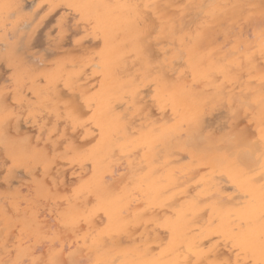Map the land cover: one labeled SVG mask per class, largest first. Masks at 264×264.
I'll use <instances>...</instances> for the list:
<instances>
[{
  "label": "rangeland",
  "instance_id": "374dc122",
  "mask_svg": "<svg viewBox=\"0 0 264 264\" xmlns=\"http://www.w3.org/2000/svg\"><path fill=\"white\" fill-rule=\"evenodd\" d=\"M88 2L91 4L86 6ZM151 2L169 0H0L14 6L12 16L0 10V92L6 86L11 88L7 105L10 123H5V104L0 101V260H47L51 254L98 264V254L105 251L117 257L121 254L118 251L130 249L145 236L165 242L166 229L147 219L172 216L171 206L147 205L142 194L148 177H158L166 169L180 190L172 205L195 198L204 187L198 180L201 177L211 180L216 189L211 193L219 195L208 198L211 193L206 194L202 199L205 203L225 205L226 201L243 199L222 173L208 167L210 160L216 167L223 164L216 157L227 149L221 132L229 135L223 117L210 113L213 91L204 85L186 89L183 80L176 84L191 99L194 112L192 119L184 121L172 111L163 86L154 100L155 88L135 79L139 72L134 43L137 28L133 10L119 6ZM257 2L260 4V0L202 3L259 5ZM256 8L244 10V15L254 14L258 19L260 9ZM238 12L240 15V8L228 7L220 19L236 18ZM249 31L258 32V28ZM220 37L223 42V35ZM254 42L258 47V40ZM102 55L107 58L105 63ZM69 100L80 103V119L75 125L64 107ZM85 100L92 102L91 110ZM205 109L207 115H203ZM166 111L168 119L163 117ZM198 118L203 119V137L192 136ZM254 119L258 122V113ZM168 125L174 127L170 137L181 135L180 144L168 148L151 144V135ZM209 133L213 135L209 137ZM207 140L224 146L205 149L204 145H194ZM10 155L22 167L5 182L3 174ZM107 211L113 212L115 224L108 220ZM201 215L206 220L207 212ZM65 219L76 221L75 228L64 227ZM38 233L47 234L43 244L37 241ZM214 236L204 237L202 247L215 246L220 259L232 257L230 247ZM52 242L58 247L52 248ZM156 245L151 244L155 247L151 252L158 251Z\"/></svg>",
  "mask_w": 264,
  "mask_h": 264
},
{
  "label": "snow or ice",
  "instance_id": "6c2138e0",
  "mask_svg": "<svg viewBox=\"0 0 264 264\" xmlns=\"http://www.w3.org/2000/svg\"><path fill=\"white\" fill-rule=\"evenodd\" d=\"M119 7L133 10L137 28L135 55L139 64L135 79L155 88L154 100L158 98L162 85L164 88L174 87L181 80L186 89H199L204 85L213 91L211 111L219 113L228 124L229 135L225 137L221 132V140L222 143L226 141L228 147L225 150L242 178L237 187L246 203L236 217L238 223H233L227 229L221 225L216 230V235L224 236L226 243L232 244L237 260L220 259L215 246L204 250L200 244L188 243L187 248L196 259L193 261L185 254L183 264H240L241 253L248 257L247 264H264V0H260L259 5L228 6L204 4L198 0H169L167 3L126 4ZM228 7L240 8V15L220 19ZM256 7L260 9L258 21L251 15H244L245 9ZM13 8L12 4L0 3V10L6 11L9 16L14 15ZM226 23L231 27L225 28ZM253 27H257L258 32L249 31ZM221 35L223 42L219 40ZM256 40L258 47L254 42ZM9 92L11 88L8 86L0 92V101L5 104V123H10L7 107ZM84 102L91 110L92 102ZM64 107L75 125L80 119L77 115L80 103L69 100ZM257 113L258 122L254 119ZM207 114L208 109H205L203 115ZM80 115L87 116V113ZM253 123L257 125L254 129L251 127ZM195 129L194 135L204 136V124L199 118L195 122ZM212 135L209 133V137ZM9 159L11 162L7 163V171L3 174L5 182L16 175L18 167H22L15 156L10 155ZM252 186L258 187L261 193L259 208L248 202ZM215 223V220H211L209 227ZM63 224L66 228H75L76 221L65 219ZM46 239L47 234H37L38 243L43 244ZM51 247L58 245L54 243ZM184 247L181 245L178 251H183ZM0 264L82 262L58 259L50 254L47 260L18 258L0 260Z\"/></svg>",
  "mask_w": 264,
  "mask_h": 264
},
{
  "label": "bare ground",
  "instance_id": "6f19581e",
  "mask_svg": "<svg viewBox=\"0 0 264 264\" xmlns=\"http://www.w3.org/2000/svg\"><path fill=\"white\" fill-rule=\"evenodd\" d=\"M250 1L251 0H249V2ZM253 1H256V0H253ZM212 2H213V0H212ZM247 3H248V1H247ZM90 4L91 3L88 2V3H86V6L90 5ZM245 10H247V9H245ZM254 10H255V8H254ZM234 14L235 13H233L232 15H234ZM238 16H239V12H238ZM253 16L255 18L254 14H253ZM257 16H259V14ZM257 16H256V18H257ZM224 18L228 19V16L227 17H223V19ZM256 20H259V17ZM7 36H8V34H7ZM220 39H221V37L219 38V40ZM129 55H131V53ZM101 60H102L103 63H105V61H107V58L105 56H103ZM31 62H32V60H31ZM147 88H144L143 91L145 89H147ZM59 91H58V93H59ZM146 91H149V90H146ZM146 91H144V94H145ZM162 92H164V94L166 95L167 100L170 101V104L172 106V111H174V113H177V116H178L179 120L187 121V120L192 119L194 117L193 109L190 107L191 106V104H190L191 99L188 100V97L184 94L181 86L175 85L174 87H169V88H164V86H163L162 87ZM145 95H148V94L146 93ZM142 97H144V95ZM146 100H148V99H146ZM146 100H145V102H147ZM139 102H140V100H139ZM148 106H150V105H148ZM119 107H121V105H119ZM150 109L151 108H149V110ZM151 111H153V110L151 109ZM164 113H163L164 114L163 117L167 118L166 117L167 111L164 112ZM210 113H211V115H212V113L214 114V112H210ZM150 114H152V113L150 112ZM208 117L210 118V116H207V118ZM202 118H204V117H202ZM204 120H205V118H204ZM221 126H222V124H221ZM173 131H174V127H172L171 125H168V126H165V127L161 128L157 133H154V134L151 135V137H150L151 144L152 143H156L154 145H162L164 147L166 146V148H168L170 146L176 147L177 145L180 144V139L179 138L181 137V135L177 134L176 136L174 135L173 137H170L168 133H171ZM190 136H191L190 134H186V137L190 138ZM192 136H194V134ZM89 141H88V143H89ZM187 142H189V141H187ZM194 145H204L203 148H205V149H206V147L207 148H215V147L218 148L219 147L221 149L224 146V144L216 145V143L211 141V140H207L204 144L203 143H195ZM164 147L161 148V149L163 150ZM200 147H202V146H200ZM225 147L227 148L228 145H226ZM57 148H58V146H57ZM174 153H177L178 155L180 154L177 151L174 152ZM181 154H183V153H181ZM183 157H185V155ZM216 157H217V159L219 161L223 162V164H221V167H216V165L214 163H210V161H211L210 160L209 162H207L209 169L212 170V171L217 169V171L222 173L221 176L224 175L234 185L235 189L241 195V197L243 198L241 201H238V202H233L232 201V202H230L231 200L226 199V198L223 197L224 200L225 199L229 200V201H226L227 204H225V205H221L220 203H218L216 201H211L209 203L208 202L205 203V201L202 200L205 197V195L206 194H210L212 188H213V191H215L216 189H215L213 183L211 182V180H208L205 177H201L198 180L203 183L204 187L194 195L195 198H191V199L189 198L188 200H185V201H183V202H181L179 204L172 205V201L174 200L173 199L174 196L177 193H179L180 190L177 189V185L176 184L178 182H176V178L173 176V174H171V171L169 169H166L165 172L162 175L160 174L158 177H153L152 179L150 177H148L147 183L145 184L144 192L142 194L143 199H144V201L146 202L147 205L163 206V205L167 204V205L171 206L170 213H171L172 216L167 217V218H160V220L157 219V218H150V217L147 219L152 224H159L160 226H162V227H164L166 229V231H167V239H166V241L162 243L160 241H157L155 236H153L151 238H148V237L145 236L140 243L134 244L130 249L125 250V251H121V252L118 251L121 254L118 255L117 257L116 256L106 255L105 251L100 253V254H98L97 257L95 258V262L98 263V264H112L113 261H115L116 264H183V261L185 259V254H187L193 261L196 259V257L193 256L191 254V252H189V250L187 248V244L188 243L200 244L202 246V239L204 237L212 236V235L213 236L215 235L214 237L217 236L218 238H220L221 240H223L226 243L224 236L216 235V230L220 229L221 225H223L224 228L227 229V228H230L233 223H238V221L236 220V217L239 216L240 211H241V206L243 204H245L246 201H245L242 193L240 192V189L237 187V185L240 183L242 178L237 174L236 170L234 169L233 164H232V159L229 158V156L227 154V151L222 152L219 156H216ZM198 162H199V164L204 163V162H201V161H198ZM201 168H203V167H199V169H201ZM194 170H196V168ZM197 170H198V167H197ZM256 170H257V172L259 171L258 165H256ZM180 172H181V175H183L184 171H180ZM193 176L194 175H192V177ZM218 176H217V178H218ZM224 176H223V178H224V180H226ZM121 177H122V175H121ZM177 177H180V176H177ZM214 177H215V175H214ZM220 178H222V177H220ZM45 181L47 182V180H45ZM189 187L190 186H188V189H190ZM188 189H186V191H188ZM213 195L215 196L217 194L211 193L209 195V197L213 196ZM218 196L219 195H217V197ZM221 198H222V196H221ZM221 198L219 199L220 201H222ZM260 199H261V193H260L259 188L256 187V186H252L250 188V196H249V201L248 202H250V204L252 206H254L256 208H259ZM223 202H225V201H223ZM86 203H87V200H86ZM57 205H58V203H57ZM153 211H154V209H153ZM203 211L207 212L206 220H202L201 217H200V216H203V215H201ZM107 214H108V220L112 224H115L116 221H115V219L113 217V212L107 211ZM101 217L103 218V216H101ZM103 220H104V218L101 220V223H102ZM211 220H215L216 223H215V225H212V227L210 228L209 227V223H210ZM96 223H97V221H96ZM141 224H139V225H141ZM79 225H81V223ZM154 230H158V228H156ZM221 230H223V229H221ZM158 232L160 233L161 231L159 230ZM10 233H11V230H10ZM67 236H69V235H67ZM121 237H120V239H121ZM164 237H166V235H164ZM123 241H126V240H123ZM155 242L157 243L156 247H158V251L153 253V252H151V248L153 247V246H151V244L155 243ZM206 242H207V240H206ZM206 242H203V243H206ZM53 243L54 242H52V244ZM217 244H220V242L219 243L217 242ZM181 245H185V247H184L183 251H178V249L180 248ZM226 245H228L230 247V251H231L230 253H232V257H230L231 255H229L227 257V259H229V257H230L235 262L237 260L236 251L232 250L233 246H232V244L230 242L226 243ZM154 248H152V249H154ZM208 248H210V247H208ZM208 248H203V249L207 250ZM219 249L221 250V247ZM80 251H81V249H80ZM224 251L226 252V250H224ZM219 254L220 253H218V255ZM226 254L227 253H225V255ZM81 255H80V257H81ZM60 256L62 257V255H60ZM75 257H76V255L74 256V258ZM82 257H83V260L86 259V258H84V256H82ZM58 258H59V256H58ZM22 259H24V258H22ZM78 259L81 260V258H78ZM78 259H76V261ZM247 261H248V257L245 256L243 253H241V255L239 256L240 264H245L244 262H247ZM83 263L84 262H82V264ZM85 264H86V262H85Z\"/></svg>",
  "mask_w": 264,
  "mask_h": 264
}]
</instances>
